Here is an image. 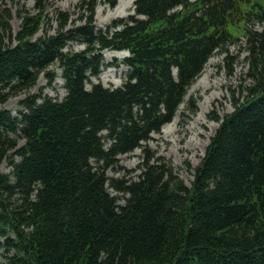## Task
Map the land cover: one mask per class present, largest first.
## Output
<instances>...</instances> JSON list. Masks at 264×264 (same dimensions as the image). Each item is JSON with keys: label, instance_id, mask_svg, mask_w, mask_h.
<instances>
[{"label": "trees", "instance_id": "obj_1", "mask_svg": "<svg viewBox=\"0 0 264 264\" xmlns=\"http://www.w3.org/2000/svg\"><path fill=\"white\" fill-rule=\"evenodd\" d=\"M45 2L19 11L15 34L0 6V166L11 167L0 170V247L9 264H264V0H135L133 15L106 28L95 25L96 1L84 0L88 17L70 22L60 11L57 29L36 36ZM251 14L261 30L247 26ZM240 35L252 83L218 119L191 185L151 154L136 177L108 175L173 119L214 50ZM106 49L130 52L119 86L91 80L108 65ZM53 65L62 98L33 91L42 75L53 84ZM23 92L17 114L3 105Z\"/></svg>", "mask_w": 264, "mask_h": 264}, {"label": "rangeland", "instance_id": "obj_2", "mask_svg": "<svg viewBox=\"0 0 264 264\" xmlns=\"http://www.w3.org/2000/svg\"><path fill=\"white\" fill-rule=\"evenodd\" d=\"M84 0H47L44 13L47 15L43 29L36 36L44 34L45 28L53 33L60 23L58 12H67L70 22L88 17L90 11L79 7ZM95 25L98 28H106L119 18H126L135 13V0H116L111 5L108 0H95ZM37 0H5L0 1V6L9 9L12 13L10 24L13 33H17L22 24L19 11L37 13L35 7ZM256 14L248 18L247 26L261 30L263 24ZM80 22V20H78ZM73 49L83 48L82 44L70 42ZM105 66L98 77H93V82L100 81L105 86H119L125 80L128 66L123 63L124 57L129 55L126 50L107 49L103 52ZM51 69H56L53 65ZM58 76L52 85L43 75L40 77L34 92L43 88L44 92L57 98L66 94L64 79L61 70L56 69ZM249 71L248 50L246 39L243 35L227 44L223 50L216 49L205 63L200 74L188 88L184 102L179 106L175 116L170 122L165 123L158 132L151 133V138L134 151L118 156L116 168L108 171V175L122 178L136 177L141 172V163L147 154L154 159H161L171 166L173 173L191 185L195 168L200 164L206 148L219 125V118L234 109V100L243 101L247 93V86L252 83ZM89 85V84H88ZM25 93L11 96L3 105L17 114L19 100ZM217 117V118H216ZM192 126V127H191ZM193 128V129H192ZM166 129V130H165ZM172 131V133H171ZM10 166L5 161L0 170L9 172ZM113 194H117L111 189ZM122 203V202H121ZM2 240V239H1ZM12 252L0 247V264H9L8 257Z\"/></svg>", "mask_w": 264, "mask_h": 264}, {"label": "bare ground", "instance_id": "obj_3", "mask_svg": "<svg viewBox=\"0 0 264 264\" xmlns=\"http://www.w3.org/2000/svg\"><path fill=\"white\" fill-rule=\"evenodd\" d=\"M192 127V126H191ZM193 129V128H192ZM166 130V129H165ZM171 133H172V131H171Z\"/></svg>", "mask_w": 264, "mask_h": 264}]
</instances>
